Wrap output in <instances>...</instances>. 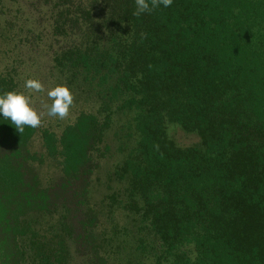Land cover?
<instances>
[{"label": "trees", "instance_id": "obj_1", "mask_svg": "<svg viewBox=\"0 0 264 264\" xmlns=\"http://www.w3.org/2000/svg\"><path fill=\"white\" fill-rule=\"evenodd\" d=\"M35 4L33 25L0 23V94L42 114L0 117V264H264V0Z\"/></svg>", "mask_w": 264, "mask_h": 264}, {"label": "clouds", "instance_id": "obj_2", "mask_svg": "<svg viewBox=\"0 0 264 264\" xmlns=\"http://www.w3.org/2000/svg\"><path fill=\"white\" fill-rule=\"evenodd\" d=\"M136 11L134 15L140 16L151 11L152 7L163 5L170 7L173 0H135ZM25 87L33 92L43 91L42 84L37 80H27ZM47 97L51 101L48 106V115L65 118L74 102V96L70 88L66 85H57L47 91ZM33 101L30 95L10 91L0 94V117L10 120L18 132H23L24 127H39L42 120V114L32 106Z\"/></svg>", "mask_w": 264, "mask_h": 264}, {"label": "rangeland", "instance_id": "obj_3", "mask_svg": "<svg viewBox=\"0 0 264 264\" xmlns=\"http://www.w3.org/2000/svg\"><path fill=\"white\" fill-rule=\"evenodd\" d=\"M1 1V5H2V10H0V23L4 24V21L6 20H10L13 15L17 14L19 15L18 17L20 18V20L22 22L25 21V26L29 27L31 25L34 24V22L36 20H41L42 17L38 14V12L36 11L35 7H36V2L37 0H0ZM20 11V13H19ZM20 25V24H18ZM2 28V27H1ZM47 42V41H45ZM49 43V42H48ZM49 46V45H48ZM38 48H43L44 50H42L40 53L36 52V53H24V57L25 59H30V60H38L37 64L39 65H43L44 62H47L49 59V53L52 54L53 52V48L49 47H45V46H40ZM39 98H41V95L38 96ZM41 102V100L38 101V99L36 98V96L34 95V104H38ZM46 103V101H45ZM38 105H34L35 109H38L37 106ZM166 133L167 136L178 146L181 148H187V147H191L196 145L199 140L198 137L194 134H189V133H185L183 132L180 128H178L177 126H168L166 129ZM32 147V145H31ZM110 164L107 163L102 171L100 172V176L103 177V175H105V172L109 169ZM104 193V189L102 187L99 186V188H97V190L94 191L93 193V203H98L96 201H98L101 196Z\"/></svg>", "mask_w": 264, "mask_h": 264}]
</instances>
